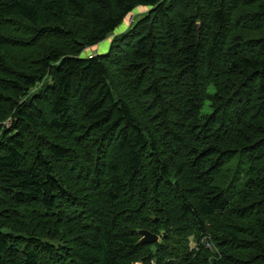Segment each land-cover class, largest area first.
Instances as JSON below:
<instances>
[{"label":"trees","instance_id":"1","mask_svg":"<svg viewBox=\"0 0 264 264\" xmlns=\"http://www.w3.org/2000/svg\"><path fill=\"white\" fill-rule=\"evenodd\" d=\"M0 48V264H264V0H0Z\"/></svg>","mask_w":264,"mask_h":264},{"label":"rangeland","instance_id":"2","mask_svg":"<svg viewBox=\"0 0 264 264\" xmlns=\"http://www.w3.org/2000/svg\"><path fill=\"white\" fill-rule=\"evenodd\" d=\"M148 12H149V9H147L146 7L137 8L133 13H131L130 15L127 16L124 24L114 33V35H112L109 38H107L106 40L100 42L96 46L88 47L83 52L82 56L89 57V56H93V55L95 56V55H101V54L102 55L108 54L112 50L114 38L116 36H120V35L126 33L127 31H129L131 29V27H133V25H135L139 20L143 19L148 14ZM4 26H9L8 27V33L11 34L12 37H15V38L23 37L24 39H30L31 34L32 33L34 34V29L19 25V24H17V22H15L14 24H12V23L5 24ZM258 34H260V33L258 32ZM35 40L36 39H34V41H32L30 43V45H27V47L19 46V47H15L13 49H9L8 50V55H9L8 61H9V63L13 64V63H17V62H22L25 59L28 60L29 62H32V61L36 60V58L40 57L43 54L42 49H40V48H44V46H46L47 43L45 41H41L40 43L35 44L34 43V42H36ZM1 52L6 53L7 49H2ZM2 58L4 59V56H2ZM5 60H7V59L5 58ZM8 61H7V63H8ZM211 90H213V89L211 88ZM209 112H210V104H208L206 106L204 114H208ZM38 131L41 133V129H38ZM243 224L246 225L247 223H243ZM187 240H188L189 250L194 252V253L197 252V248L199 246V242L197 240V237L195 235H188ZM208 247H209V245H208ZM209 250L214 251V248L212 247V249H209ZM214 258L215 257H212L207 251H205L204 253L201 254V259H200L199 264H204L206 261L207 262L205 264H209L212 262V260ZM130 264H145V262L143 263V262H141V260H134ZM151 264H156V262L152 261Z\"/></svg>","mask_w":264,"mask_h":264},{"label":"water","instance_id":"3","mask_svg":"<svg viewBox=\"0 0 264 264\" xmlns=\"http://www.w3.org/2000/svg\"><path fill=\"white\" fill-rule=\"evenodd\" d=\"M138 233L141 236V239L138 242L140 245H151L161 241V236L151 231L138 230ZM162 235L166 236V233L163 232Z\"/></svg>","mask_w":264,"mask_h":264}]
</instances>
